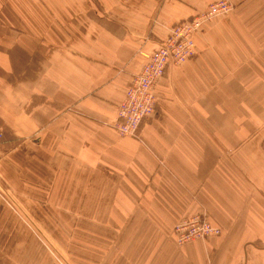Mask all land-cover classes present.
I'll return each instance as SVG.
<instances>
[{
  "label": "crops",
  "instance_id": "0c3cea01",
  "mask_svg": "<svg viewBox=\"0 0 264 264\" xmlns=\"http://www.w3.org/2000/svg\"><path fill=\"white\" fill-rule=\"evenodd\" d=\"M215 1L0 0V252L57 231L76 264H264V0L204 22L137 135L113 125L142 51ZM197 213L222 234L178 244Z\"/></svg>",
  "mask_w": 264,
  "mask_h": 264
},
{
  "label": "built area",
  "instance_id": "2783aa9c",
  "mask_svg": "<svg viewBox=\"0 0 264 264\" xmlns=\"http://www.w3.org/2000/svg\"><path fill=\"white\" fill-rule=\"evenodd\" d=\"M232 7L233 4L228 0L212 2L191 18L175 23L170 34L156 48L148 51L144 65L135 74L138 78H131L125 97L117 107L114 127L121 135H134L139 132L142 122L155 113L156 86L163 77L162 73L170 66L183 64L195 54L193 34L202 28L204 22L230 12ZM146 80L150 83H146ZM221 232L220 226L211 223L206 216L200 214L184 218L174 226L179 244L220 235Z\"/></svg>",
  "mask_w": 264,
  "mask_h": 264
},
{
  "label": "rangeland",
  "instance_id": "374dc122",
  "mask_svg": "<svg viewBox=\"0 0 264 264\" xmlns=\"http://www.w3.org/2000/svg\"><path fill=\"white\" fill-rule=\"evenodd\" d=\"M35 1H37L36 3L39 5L41 4L40 2H42V0H35ZM23 3H25V2H19V5L17 7V9H19L20 11L25 10V8L23 7V6H25V4H23ZM73 20H74V16H73ZM57 22H58V20H56L55 25ZM2 24H4V23H2ZM28 24L30 25V27L32 29L34 28V26H36L37 28H41L43 26L42 22H37V23L29 22ZM64 25L65 24H63V26ZM66 25H68V27L73 29L72 24H66ZM7 26L8 25L5 24V27H7ZM22 26H23V29L19 28V30H18L19 33H25L24 27L26 26V24H22ZM56 26H58V25H56ZM4 28L1 29V32H2V30H3V32L5 31ZM27 33L29 35L30 32L28 31V32H26V34ZM194 35L195 34H193V40H194ZM31 37H33V36H31ZM6 38L8 39V37L6 35H4L3 40H6ZM36 40L40 41V43L42 41H44V39H40V38H36ZM10 41H11L10 42L11 45H12V43H14V41H17V42L23 41V42H27L28 44H30V42L27 39H25V37H20L17 39L15 37V38H12ZM148 51H144V50L142 51V54L144 57V62L142 64V66L144 65V63L146 61V55H147ZM196 53H197V49H196L195 54L191 58H193L196 55ZM187 55L188 54H186V57H187ZM188 60L189 59H187L185 62H187ZM167 69L168 68H166L163 71V73H162L163 77L162 78L165 77ZM132 78H138V76L135 77V74H134L132 76ZM147 82L150 83L149 80H146V83ZM144 121L142 123H144ZM0 127H2L1 124H0ZM115 129L119 133V130L116 127H115ZM137 134H138V132L135 133L134 135H137ZM2 139H3V129H2V136L0 137V142L2 141ZM198 214L206 216L210 220L211 223L215 224L214 222L211 221L209 216H207L204 213H197L194 215H198ZM194 215H191V216H194ZM191 216H187L185 218H188ZM183 219L184 218H182L181 220H183ZM215 225H218V224H215ZM218 226H220V225H218ZM40 229H41V227H40ZM221 229H222V227H221ZM222 232H221V234H222ZM2 235H3L4 239L7 238L8 236H10V234H2ZM215 236H219V235H213L211 237H215ZM74 237H75L74 233L59 234L57 231L56 232H38V231H36V232H21L18 235V244H25V246L19 247V245H18L19 248H17V249L3 248L2 251L0 252V258H1L0 264H76L75 258H74V252L75 251L80 252V248H78L76 246V242H74V240H75ZM13 239H14V237H13ZM199 239H204V238H199ZM176 240H177V238H176ZM177 243H178V241H177ZM186 243H180V245H184ZM83 251H89V249L83 247Z\"/></svg>",
  "mask_w": 264,
  "mask_h": 264
}]
</instances>
